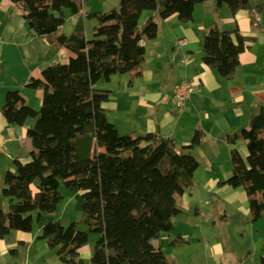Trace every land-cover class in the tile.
Returning a JSON list of instances; mask_svg holds the SVG:
<instances>
[{
  "label": "trees",
  "instance_id": "1",
  "mask_svg": "<svg viewBox=\"0 0 264 264\" xmlns=\"http://www.w3.org/2000/svg\"><path fill=\"white\" fill-rule=\"evenodd\" d=\"M12 1L31 30L54 35L57 46L67 47L75 56L46 66L42 77L29 83L31 88H43L39 110L19 90L6 94L2 112L10 123L36 121L27 130L30 158L16 160V170H8L4 176L2 195L9 198L10 206L0 209V240L12 230L32 231L36 220L56 215L64 184L81 192L83 215L68 225L58 217L49 218L40 235L61 262L83 264L79 249L93 232L98 236L93 264H168L166 253L153 240L173 231V219L182 212L177 196L195 187L199 160L192 150L206 134L195 129L189 144L180 148L173 138L155 132L121 134L103 107L111 91L100 85L116 74L141 75L144 41L155 39L159 29L154 14L139 25L143 11L158 12L161 19L176 15L188 22L195 6L206 0H121L118 9L84 13L71 34L60 32L66 22L64 10L80 13L86 0ZM215 3L227 4L233 13L239 9L256 14L264 11V1L256 5L251 0ZM87 18L98 21L91 38L85 35ZM246 42L238 27L209 26L202 61L221 76L231 77ZM222 138L232 147V172L221 184L246 190L251 220L256 222L264 217V107L251 117L248 127ZM241 139L247 143L246 158L236 147ZM81 224L88 230L81 229Z\"/></svg>",
  "mask_w": 264,
  "mask_h": 264
},
{
  "label": "crops",
  "instance_id": "2",
  "mask_svg": "<svg viewBox=\"0 0 264 264\" xmlns=\"http://www.w3.org/2000/svg\"><path fill=\"white\" fill-rule=\"evenodd\" d=\"M210 1L195 7H208L211 9L209 13L213 15L210 22H204L199 28L189 25L191 20L183 22L176 15L161 19L158 12H153L155 17H159V20L155 18L159 24L158 35L153 40L144 41L146 57L141 66V75L135 81L132 80V84L130 81L134 73H125L119 77L113 75L109 82L101 83L100 86L111 91L103 107L108 118L112 116L115 119L113 123L123 134L134 136L137 133L155 132L173 138L177 148H180L189 144L195 129H202L206 134L205 138L192 150L200 164L196 172L202 165L200 159L205 158L204 169L211 178L205 185H211L215 191L232 194L229 203L236 205L238 196L243 201L245 198L248 200V197L247 193L245 196L246 190L243 187L233 188L221 184L225 180L223 176L229 170L232 172V147L222 136L249 125L251 117L264 107V50L262 56L252 52L259 43L264 44V24L261 20L263 13L256 15V12L248 9H239L233 13L227 4L217 6ZM255 1L251 0V3L256 5L264 0ZM87 7L86 5L85 8ZM64 12L66 22L60 32L71 34L84 13L90 11L83 8L77 14H72L68 9ZM218 13L223 15L222 19L216 17ZM252 16L256 17L254 21ZM68 22L72 29L66 31L64 27ZM214 22L225 30L238 27L247 38V47L241 53L239 66L231 77H223L204 64L201 49H194V43L201 40V32L208 25H216ZM86 23L87 20L85 35L89 38ZM178 38L187 39V45L183 46L186 49L179 47ZM73 56L75 53L67 47L57 46L54 35H39L31 30L21 10L12 0H0V209L7 210L10 206L9 198L2 195L4 176L8 170H16V160L25 162L30 158L32 146L27 130L36 121L35 118H29L23 125L10 123L2 112L6 94L9 90H19L26 102L39 110L43 102V88H31L29 83L35 78H41L46 66L66 62ZM148 61L149 69L143 67ZM181 65L184 69H181ZM164 79L170 80L169 85L162 84ZM184 81L194 83L197 90L185 108L178 112L173 103V91ZM246 144L243 139L236 144L244 158L248 155ZM192 198L193 194L190 192L177 196L182 212L173 219V231L153 240L154 245L166 253L168 264H193L192 252L183 258L180 249L185 243H190L189 234L176 224V219L194 206ZM234 209L227 207L221 217L226 218ZM195 212L203 213L200 207H196ZM52 217H57V214L44 216L41 221H37V229L34 224L32 231L12 230L4 236L0 240V264H64L53 253L55 250L49 247L47 241L40 238L43 224ZM12 250H16L15 255ZM93 250V245L89 242L79 249L83 264H93ZM262 252L264 264V248ZM209 259L215 264L222 263L220 253L210 252Z\"/></svg>",
  "mask_w": 264,
  "mask_h": 264
},
{
  "label": "rangeland",
  "instance_id": "3",
  "mask_svg": "<svg viewBox=\"0 0 264 264\" xmlns=\"http://www.w3.org/2000/svg\"><path fill=\"white\" fill-rule=\"evenodd\" d=\"M208 1L210 0H206L202 3L206 4ZM252 1L254 3L256 2L255 0ZM120 2L121 0H86L83 8L84 10L87 9V11L90 12H106L111 9L120 8ZM210 2H212L213 5L216 4L214 3L215 0ZM86 5L88 6L87 8H85ZM210 11L211 9L208 7L198 6L193 14L194 20H191V22L188 24L195 26V28H199L204 24V22H210L211 18H213V15L209 13ZM152 13L153 11L151 10L143 11L139 20V25L143 26ZM262 13L263 15L261 20L264 24V12ZM216 17L222 19L223 15L218 13ZM156 18L159 20L158 16ZM86 20V24H88L89 28L88 37L91 38L93 32L91 29H93L94 26L98 24V21L96 18H87ZM214 23L216 24L217 22ZM64 28L66 31L72 29L70 22H68ZM208 28L209 25L204 31L201 32L200 42L194 43V49L199 51L201 49V53L203 40ZM181 48L186 49V47ZM263 50L264 44L261 45L259 43L258 46L254 47L252 52L257 56H262ZM199 55L200 53H198V56ZM143 67L149 69V61ZM181 67L183 66L181 65ZM181 69H184V67ZM133 73L134 72H131L132 75ZM120 75L122 74H116L114 77H119ZM131 78L135 81L137 76L134 75ZM169 81V79H164L162 84L164 86L169 85ZM109 119L112 122L115 121L112 116H109ZM248 126L249 125L243 127ZM120 131L121 134H123L121 129ZM138 134L139 133H137V135ZM204 160L205 158L200 159L202 165L195 175V187L192 191H190V193L193 194L192 202L194 206L191 210H188L184 215H180L176 219L177 226L189 234L190 238V243H185L186 245L184 244L180 248L183 258L188 257L189 253L191 254L192 252L193 264H203L205 262H211L210 264H215V262H212L209 259L210 252H212L213 254H221V264H241V262H243V264H262V249L264 248V217L256 223L252 222L250 208L246 198L243 201L242 197L238 196L236 198V205H231L229 202L232 200V194L218 192L215 191L211 185H205V183L211 180V178L209 173L204 169ZM230 175L231 172L229 170L228 173L223 176V178L226 179ZM60 190L63 194V200L59 204V209L56 213L57 217L65 225L70 224L72 221L80 220L83 215L84 203L81 197V192H75L66 187L64 184L61 185ZM196 207H200L203 213L197 214L195 212ZM227 207H234L235 209L233 212L230 211L226 218L221 217L224 215V210ZM34 224L36 225L35 229H37V220ZM80 228L83 230H88V226L86 225L81 224ZM97 237L98 236L95 233H90L89 244L93 245V249ZM53 253L57 255L56 251ZM214 259L217 261L216 257H214Z\"/></svg>",
  "mask_w": 264,
  "mask_h": 264
},
{
  "label": "built area",
  "instance_id": "4",
  "mask_svg": "<svg viewBox=\"0 0 264 264\" xmlns=\"http://www.w3.org/2000/svg\"><path fill=\"white\" fill-rule=\"evenodd\" d=\"M177 43L179 46L183 47L187 45L188 41L186 38H178ZM196 90V85L190 81H184L175 87L172 98L175 109L178 112H181L185 108L191 96L196 92Z\"/></svg>",
  "mask_w": 264,
  "mask_h": 264
}]
</instances>
